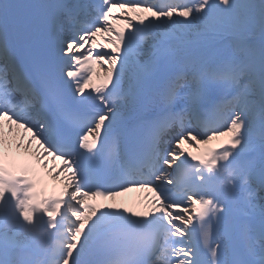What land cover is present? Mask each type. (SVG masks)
<instances>
[{
    "label": "snow or ice",
    "instance_id": "6c2138e0",
    "mask_svg": "<svg viewBox=\"0 0 264 264\" xmlns=\"http://www.w3.org/2000/svg\"><path fill=\"white\" fill-rule=\"evenodd\" d=\"M0 264H264V0H0Z\"/></svg>",
    "mask_w": 264,
    "mask_h": 264
},
{
    "label": "bare ground",
    "instance_id": "6f19581e",
    "mask_svg": "<svg viewBox=\"0 0 264 264\" xmlns=\"http://www.w3.org/2000/svg\"><path fill=\"white\" fill-rule=\"evenodd\" d=\"M124 197L126 198V197H129V195L128 194H126V195H124ZM90 203H95V204H97L96 203V201H89ZM106 203H112V201H106Z\"/></svg>",
    "mask_w": 264,
    "mask_h": 264
}]
</instances>
